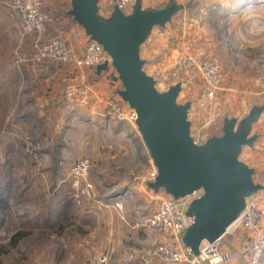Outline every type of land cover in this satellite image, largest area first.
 <instances>
[{
  "label": "rangeland",
  "instance_id": "obj_1",
  "mask_svg": "<svg viewBox=\"0 0 264 264\" xmlns=\"http://www.w3.org/2000/svg\"><path fill=\"white\" fill-rule=\"evenodd\" d=\"M171 2L178 3L181 8L166 26L152 30L141 47V57L145 61V71L154 77L159 91H167L177 83L182 85L178 102L191 103V135L200 143L205 142L213 135L222 134L224 118L242 119L253 107L263 108L252 130L258 138L254 146L243 149L240 157L254 169L255 182L263 186L256 193L257 205L263 211L262 221L259 229L240 226L223 237L229 258L235 250L227 234L246 242L247 248L237 253L243 257L242 264H249L252 241L258 233L264 234V0H146V9L164 7ZM5 3L6 0H0V73L15 60L30 61L36 39L19 30L18 16ZM207 64L219 69L216 87L206 80L204 68ZM103 116L101 126L76 116L64 119L63 123L54 121L53 125L49 123L43 128L13 132L12 137H9L11 132L5 117L0 116V153L7 152L5 159L0 160V185L3 182L10 185L12 192L6 197L5 206H17L16 211L0 212V219H3L0 223V264H80L79 259H69L71 254L79 252L78 243H71V246L69 243L71 238L78 237V229L71 227L67 238L58 230L63 223L77 225L81 216L93 220L103 213L109 218L111 214L118 218L117 212L104 213L99 206L116 192L129 189L131 193L125 200L128 222L156 209V203L149 196L143 197L148 187L132 188L141 185L156 168L141 134L129 121ZM112 123L118 125V134L110 130ZM31 136L35 137L33 145H38L32 152L29 151ZM8 137L13 145L8 144ZM58 142L62 145L56 153ZM11 148L16 150L9 151ZM64 149L71 163L69 172L79 158H86L90 164L88 173L96 190L86 203L88 207L80 208L67 197L72 180L63 182L66 173L60 170L63 164L59 161ZM56 156L60 157L58 162ZM64 193H67L66 204L53 207L52 216L47 215L50 207L61 202ZM47 224H54L55 228ZM140 230L134 229V236L127 231L123 241L128 247L134 245V249H141L145 245L146 236L140 237L138 243L130 239L149 234ZM15 236L18 237L14 239ZM148 237L147 244L153 253L160 242L171 239L167 232L160 230L150 232ZM259 264H264V251Z\"/></svg>",
  "mask_w": 264,
  "mask_h": 264
},
{
  "label": "water",
  "instance_id": "obj_2",
  "mask_svg": "<svg viewBox=\"0 0 264 264\" xmlns=\"http://www.w3.org/2000/svg\"><path fill=\"white\" fill-rule=\"evenodd\" d=\"M99 2L71 0L69 14L112 59L123 86L118 94L135 110V123L157 170L149 187L175 199L202 190L187 209L193 223L183 236L184 244L199 254L201 244L227 233L245 210L247 199L263 188L254 180V169L240 158L243 149L254 146L258 138L252 130L263 108L253 107L242 119L224 118L221 135L197 142L191 135V103L178 102L182 85L159 91L141 57V47L152 30L166 26L181 5L171 2L146 9L137 0L130 13L115 6L102 15ZM107 68V62L101 64L97 73Z\"/></svg>",
  "mask_w": 264,
  "mask_h": 264
},
{
  "label": "crops",
  "instance_id": "obj_3",
  "mask_svg": "<svg viewBox=\"0 0 264 264\" xmlns=\"http://www.w3.org/2000/svg\"><path fill=\"white\" fill-rule=\"evenodd\" d=\"M45 1L49 9L62 21L61 23L66 24V29L79 31L80 34L83 35L84 29L75 21L73 16L69 14L71 10V0ZM141 2L143 8L148 7L146 0H141ZM114 5L115 0H100L99 8L101 14H110L114 10ZM18 25L20 26V24ZM20 29L21 27H19V30ZM1 71L0 116L3 115L5 117V124L11 132L9 137L14 136L13 132L19 133L32 127L43 128L49 123L53 125L54 121L57 124L63 123L64 119H72L76 116H79L81 119L93 121V125L95 126H101L104 121L102 111L105 107L102 100L108 98L113 99L123 87L119 77L112 70L107 73L98 74L97 71L93 72L91 69L82 71L78 68L66 65H54L49 63L34 64L31 61L15 60L11 66H5V69ZM109 127L112 132L118 134V125L116 123H112ZM132 127L135 128L133 124ZM135 129V131L139 133L137 128ZM10 139L7 142L9 145H13L12 143L14 142ZM13 150L16 149L11 148L9 151ZM63 154V158H61L59 162L63 164L60 170H62L63 174L66 173L63 175V182H65L67 181L65 176L67 172H69L71 163L67 160L65 149ZM6 156L7 152L0 153V160L3 161ZM3 185L4 182L0 186ZM5 185L7 186L6 183ZM141 187L143 186L139 184V186H133L132 188L141 189ZM140 191L142 192V190ZM66 196L67 193H64L62 199L59 198L61 202H56L55 205L50 207L47 215L51 214L52 216L51 212L55 210L53 207L60 208L64 206L67 202ZM67 197L69 199V194ZM143 197H147V194L144 193ZM12 209L16 211L17 206H3L0 212L2 210ZM104 213H106V211H104ZM81 214L84 215L82 211ZM111 215L112 217L109 218L108 214L102 213L99 214L97 219L95 218L93 220L81 216L77 225L71 222L68 225L62 224L61 231L58 230V232L61 233L63 237H66L71 227L78 229L76 233L78 237L71 238V241L68 239L70 246L71 243L79 244L78 254L72 255L70 253V260L79 259L81 260L80 264H92V261L94 264H101V258L105 257L108 264L163 263L159 255L153 253V249L147 244L150 242L148 236L150 232L152 233L153 231L145 228L133 227V222L138 216L131 219L132 222H128L126 218L122 219V217L117 216L119 214L115 215L118 217L116 219L113 217V214ZM0 223H3V219H1ZM59 223L60 222H58V224ZM58 224L55 225L58 226ZM47 226L55 228L54 224H47ZM128 228L130 230H128ZM134 229H142L140 231L144 233L147 231L149 234L132 237L134 236L132 235ZM127 231L131 233L132 236L130 239L133 243L141 242L140 237L144 238L145 236L148 238L146 240L147 242L143 240L145 245L142 246L141 249H134V245L128 247L124 242L125 240L123 241V239L127 238ZM227 236L232 240L231 243L234 244V247L231 246V248H233V251L235 250V254L221 264H242L241 261L243 257H241L237 251H244L247 248L244 245L246 242L240 241L239 237L236 235L227 234ZM226 240L228 241L227 238ZM109 245H111L110 251L107 252L106 249ZM224 250H228L226 245H224Z\"/></svg>",
  "mask_w": 264,
  "mask_h": 264
},
{
  "label": "built area",
  "instance_id": "obj_4",
  "mask_svg": "<svg viewBox=\"0 0 264 264\" xmlns=\"http://www.w3.org/2000/svg\"><path fill=\"white\" fill-rule=\"evenodd\" d=\"M135 2L136 0H116L115 6L125 13H130ZM5 4L18 16L22 33L36 38L30 56V61L34 64L66 65L82 71L91 69L96 72L97 66L107 62V70L101 73L112 70L118 76L112 66V59L104 47L91 39L84 30L83 35L76 30L67 31L64 23H61L62 21L49 9L45 0H6ZM204 69L207 71L205 74L207 82L216 87L219 83V69L215 65L209 66L208 64ZM102 102L105 104L102 115L109 117L111 115L112 118L129 121L136 128V112L119 94L113 99H103ZM34 141L35 137L31 136L29 140L30 146H32H29L30 152L38 146L37 144L33 145ZM32 154L37 159V154L35 152ZM76 162L70 169L66 180L70 178L72 180L69 199L73 204L83 208L96 190V184L89 176L90 164L88 160L79 158ZM156 176L157 170L155 168L150 177L141 181L143 187H148L147 197L149 196L156 203V209L151 213L138 215L133 222L135 228H145L151 231L160 230L169 234L171 239L168 242H160L154 253L159 255L162 260L173 263L221 264L226 262L230 257L224 250L223 237L226 233L213 242L204 241L200 246L199 254H195L183 242L186 229L193 223V217L187 215V209L194 199L202 195V190L175 199L165 191H155L149 187ZM129 195H131L129 189L116 192L107 201L104 200L99 203L100 210L117 212L125 219V200ZM257 200V194L247 199L246 208L235 222L232 230L240 226L259 229L263 211L257 205ZM263 251L264 234L258 233L251 244L249 264H259ZM101 262L108 264L105 257L101 258Z\"/></svg>",
  "mask_w": 264,
  "mask_h": 264
},
{
  "label": "trees",
  "instance_id": "obj_5",
  "mask_svg": "<svg viewBox=\"0 0 264 264\" xmlns=\"http://www.w3.org/2000/svg\"><path fill=\"white\" fill-rule=\"evenodd\" d=\"M160 8H162V7H160ZM116 123H118V121H116ZM61 145H62L61 142H58L57 143L56 149L54 150V151H56V153H59L60 152ZM55 159H56V162H58V160L60 159V157H57L56 156ZM162 191H164V190H162ZM11 193L12 192H11V189H10V185H9V187H8V185L7 186L6 185L0 186V209H1V207L5 206V204H6V197L7 196H10ZM1 219H0V221H1ZM16 238H17V236H15L14 239H16Z\"/></svg>",
  "mask_w": 264,
  "mask_h": 264
},
{
  "label": "bare ground",
  "instance_id": "obj_6",
  "mask_svg": "<svg viewBox=\"0 0 264 264\" xmlns=\"http://www.w3.org/2000/svg\"><path fill=\"white\" fill-rule=\"evenodd\" d=\"M234 226H235V223H234L231 227H229V231H230L232 228H234Z\"/></svg>",
  "mask_w": 264,
  "mask_h": 264
}]
</instances>
